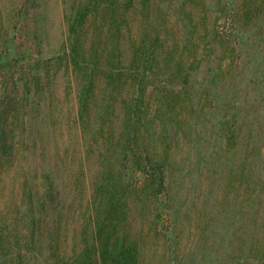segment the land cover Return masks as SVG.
<instances>
[{
    "label": "rangeland",
    "instance_id": "374dc122",
    "mask_svg": "<svg viewBox=\"0 0 264 264\" xmlns=\"http://www.w3.org/2000/svg\"><path fill=\"white\" fill-rule=\"evenodd\" d=\"M81 1L0 0V48L12 45L14 65L0 77V102L11 98L17 125L26 122L31 137L0 164V215L14 208L25 173L41 192L34 167L45 159L57 168L68 256L81 250L75 240L88 221L98 157L119 138L131 91L126 83L107 105L100 73L99 118L91 129L77 123L82 74L67 66L63 49ZM131 14L139 20L135 8ZM93 20L85 25L90 40ZM155 21L158 78L140 102L139 142L163 164L166 184L157 194L152 178H133L126 225L137 264H264V0H158ZM129 28L125 56L131 33L144 31L138 22Z\"/></svg>",
    "mask_w": 264,
    "mask_h": 264
},
{
    "label": "trees",
    "instance_id": "16d2710c",
    "mask_svg": "<svg viewBox=\"0 0 264 264\" xmlns=\"http://www.w3.org/2000/svg\"><path fill=\"white\" fill-rule=\"evenodd\" d=\"M134 8L139 17L136 22L144 31L136 38L131 33L128 55L125 56L121 45L122 31L128 28L131 32V22L136 26L131 14ZM90 15L94 18L92 40L85 26ZM157 19L158 0H83L77 5L68 26L67 46L63 49L67 66L82 74L77 94V123L83 130L85 126L91 129L99 118V112L93 107L97 98L95 78L103 73L109 87L110 98L106 103L109 106L114 95L124 93L125 84H130L128 99L123 96L120 136L111 140L112 143L104 144L99 154L88 221L75 240L81 250L68 256L61 247L59 216L62 203L57 189V168L44 159L34 167V171L40 169L41 192L29 178V173H25L14 208H6L0 215V264L138 263V246L129 237L126 225L130 197L137 193L138 180L133 181V178L136 173L143 179L152 178L157 183V194L158 191L164 193L166 184L163 164L151 162L145 146L139 142V129L145 115L140 102L150 81L158 78V69H155L160 36ZM12 49L8 44L0 48V77L14 66L10 62ZM12 106L11 98L5 104L0 102V164L23 152L20 143L31 138L26 122L17 125ZM100 132L103 137V129ZM81 145L91 148L88 143Z\"/></svg>",
    "mask_w": 264,
    "mask_h": 264
}]
</instances>
